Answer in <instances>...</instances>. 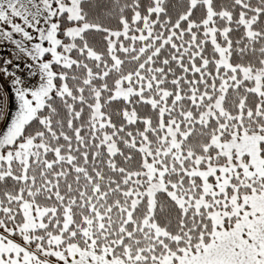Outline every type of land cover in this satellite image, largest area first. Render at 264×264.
Segmentation results:
<instances>
[{
	"label": "snow or ice",
	"instance_id": "obj_1",
	"mask_svg": "<svg viewBox=\"0 0 264 264\" xmlns=\"http://www.w3.org/2000/svg\"><path fill=\"white\" fill-rule=\"evenodd\" d=\"M0 264H264V0H0Z\"/></svg>",
	"mask_w": 264,
	"mask_h": 264
}]
</instances>
